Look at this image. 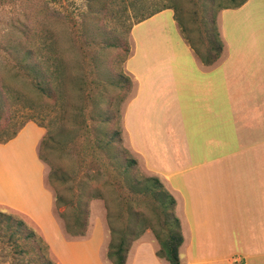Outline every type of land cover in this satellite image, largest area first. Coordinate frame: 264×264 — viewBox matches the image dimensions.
Instances as JSON below:
<instances>
[{
  "label": "rangeland",
  "instance_id": "374dc122",
  "mask_svg": "<svg viewBox=\"0 0 264 264\" xmlns=\"http://www.w3.org/2000/svg\"><path fill=\"white\" fill-rule=\"evenodd\" d=\"M235 1L0 0L1 111L9 108L22 113L32 105L49 111L48 117H55L59 112L55 111L58 108L54 100L37 96V86L29 79H43L51 92L57 84L61 85L62 101L65 100L68 106L63 121L73 137L60 155L69 175L75 177L70 179L73 191H64L65 199H76L78 190L87 188L85 183L89 185L87 195L98 188L97 196L82 198L86 211L84 234L72 235L60 216V209L67 208L56 207L54 187L47 178L49 167L38 157L39 142L46 127L39 125L38 120H28L12 139L0 143V166L3 164L0 167L3 179L0 178V210L17 214L35 228L44 238L48 255L55 264H63L59 257L61 251H66L65 255L70 259H76L73 264H90L92 261L112 264L107 257L112 239L111 224L121 229L128 222L131 234L125 264H129L128 259L132 261L139 248L152 245L158 250V240L148 226L152 224L161 229L158 221L163 215L158 202L145 195L144 186L140 187L141 193L133 192L129 186L134 175L139 179L152 176L132 152L122 123L123 108L135 86L123 68L131 48L130 28L143 14L166 5L175 11L180 24H184L183 34L194 40L199 51H204V45L198 40L199 33L202 34L204 25L214 20L217 27L219 9L231 6ZM103 84L105 92L101 107L109 115V121L102 123L100 129L107 125L110 133L120 132L121 140L112 150L121 149L119 163L110 158L108 150L97 145L100 117L94 111L95 106L88 104L91 99L88 93L99 95ZM6 90L11 95L19 91L20 100L6 98ZM40 121L46 124V120ZM129 159H135L136 164L128 162ZM122 163L127 164L130 178L121 197L116 181ZM4 183L13 185L24 196V201L14 203L11 200L14 195L8 196L3 191L6 189ZM137 231L140 234L135 237Z\"/></svg>",
  "mask_w": 264,
  "mask_h": 264
},
{
  "label": "crops",
  "instance_id": "0c3cea01",
  "mask_svg": "<svg viewBox=\"0 0 264 264\" xmlns=\"http://www.w3.org/2000/svg\"><path fill=\"white\" fill-rule=\"evenodd\" d=\"M216 23L223 49L211 65L171 8L131 26L123 68L135 86L123 129L175 199L181 264H264V0L225 6ZM65 252L63 264L76 262ZM128 261L166 264L152 245Z\"/></svg>",
  "mask_w": 264,
  "mask_h": 264
},
{
  "label": "trees",
  "instance_id": "16d2710c",
  "mask_svg": "<svg viewBox=\"0 0 264 264\" xmlns=\"http://www.w3.org/2000/svg\"><path fill=\"white\" fill-rule=\"evenodd\" d=\"M209 1L214 2V0ZM244 1L245 0H237L231 6H239ZM164 8L168 7L162 5L154 11L143 14L134 23L143 20ZM175 18L183 34L185 26L184 24H180L181 22L178 21L176 15ZM204 27L202 34L199 33L198 36V40L204 45V51L198 50L191 37L185 34H183V36L194 49L196 55L205 64L211 65L220 58L223 44L215 25V20L212 21L211 24L209 22L208 25H204ZM29 82L37 86V96L41 95L43 98L46 97L54 100L56 107L58 108L55 109V111L58 110L59 113L55 117L53 115L48 117L50 114L49 111L46 109L33 108L32 105L27 106L28 111L22 113H20L18 109L7 108V111L4 112L0 109V143L12 139L28 120H38L37 122L39 125L46 127V131L39 142L38 157L49 167L47 178L49 183L54 187V203L56 207L59 209L61 207L67 208L66 210L60 209V216L64 218L67 232L72 235H83L85 227L84 216H86V211L83 209L82 198L97 196L98 188H96V191H93L92 189L90 192L91 194L87 195L86 192L89 191L86 190L89 185L88 183H85L87 188L82 187L79 189L78 191L80 192L77 194L76 199H65L64 191H73L70 179H74L75 177L69 175L70 173H68L67 168L63 166L62 155H60V153H63V148L64 151L66 150L68 142H70L73 137L70 129L65 125V121H63L68 113V106L65 100L62 101L64 92L63 87L57 84L54 91L51 92L50 89L46 88V82L43 79L38 78L34 80L30 78ZM92 84H94L93 87H95V82H92ZM102 87L103 89L99 95H95L94 92L88 93L87 96L91 98L88 104L95 106L94 111L100 117L98 128L100 134L97 145L103 150H108L110 158L118 162L121 149H118V151L112 150L115 143L121 140L120 132L115 130L110 133L107 125L100 129L102 123L106 124L109 121V115L106 113V110L101 107L104 102L103 93L105 92V85L103 84ZM9 93L10 92L7 90L4 91L6 98L14 97V99L18 100L19 98L20 100L19 91H14L15 94L12 95ZM32 104H34L33 101ZM37 110H39L38 115ZM38 118L46 120V124L43 125ZM128 162L136 164L135 159H129ZM119 166H122V169L118 170V179L115 181L117 189L119 190L118 194L122 197L124 191L123 188H125L126 183L129 182L128 179L130 177L128 176L127 164L124 165L122 163L121 165L119 164ZM131 179H133V182H131L129 186L132 188L133 192L138 193L142 191L140 187L144 186L143 192H145V195L151 196L158 202V207L162 213L161 216L163 215L161 221H158V225L161 226V229L158 230L153 227L152 224L148 225L152 228L159 243L156 255L165 259L169 264H181L178 249L183 238L180 232L179 219L175 215V212H173L175 199L156 176L142 177L140 178L142 180H140L138 176L134 175ZM160 189L161 191H159ZM127 223L122 225L121 229H116L112 224L110 225L112 239L108 246L107 257L112 264H125L127 241L131 234ZM139 234L140 232L137 231L134 233V236L137 237ZM0 264H55V262L48 255V249L44 238L35 228L30 226L17 214L8 210H0Z\"/></svg>",
  "mask_w": 264,
  "mask_h": 264
},
{
  "label": "bare ground",
  "instance_id": "6f19581e",
  "mask_svg": "<svg viewBox=\"0 0 264 264\" xmlns=\"http://www.w3.org/2000/svg\"><path fill=\"white\" fill-rule=\"evenodd\" d=\"M3 166V164H1V166L0 167H2ZM3 174V173H2ZM2 176V175H1ZM1 176H0V178H1ZM2 179V178H1ZM3 180V179H2ZM6 186H7V184L6 183H4ZM12 186V185H11ZM9 187V186H8ZM12 189V188H11Z\"/></svg>",
  "mask_w": 264,
  "mask_h": 264
}]
</instances>
